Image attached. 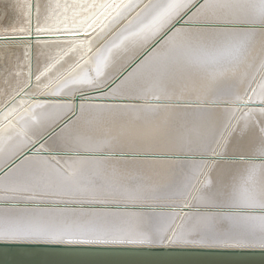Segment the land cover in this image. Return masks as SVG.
Segmentation results:
<instances>
[{"label": "snow or ice", "instance_id": "6c2138e0", "mask_svg": "<svg viewBox=\"0 0 264 264\" xmlns=\"http://www.w3.org/2000/svg\"><path fill=\"white\" fill-rule=\"evenodd\" d=\"M12 11L14 14L7 22H0V44L6 49L23 44L24 49L15 59L0 53L5 64L0 79L2 158L18 156L23 148H31L32 155L37 157L47 154L44 144L50 136L36 139L34 129L45 122L54 123L55 119L45 113L37 117L36 110L45 108L49 101L34 102L33 97L43 95L54 86L59 87L51 95H59L71 85L98 88L102 84L99 77L114 51L143 46L161 33H164L163 42H157L161 51L156 53L155 68L159 76L187 68L199 74L209 86L226 84L223 95L230 98L217 103L225 105L228 127H232L233 120H243L244 129H247L250 117L254 115L250 107L254 101L259 102V110L264 113V0H53L48 4H41L40 0H14ZM92 33L111 37L97 60L95 77L67 80L66 77L71 76L82 62L86 63L93 52V40L87 38ZM257 43L261 46L258 57L254 55ZM33 48L38 50L36 56H33ZM67 58L75 59L61 71L57 66ZM160 103L162 96L154 94L147 107L151 109ZM245 108L248 111H242ZM83 111L84 105H81ZM260 132L258 143L245 161L248 164L246 175L233 184L227 203L216 206L205 196L199 198L205 208L219 207L218 213L195 208L193 214H185L182 224L176 225V218L183 209L170 208L167 213L152 217L154 232L163 235L174 226L184 235L201 229L210 231L219 216L234 229L264 236V184L257 187L255 180L257 173L264 172V127ZM95 156L90 153L87 158ZM212 156L215 159L209 164L198 167L215 166L222 158L215 150H212ZM24 158L28 159V156ZM257 158L258 164L254 162ZM42 163L47 164V161ZM65 164L53 170L54 184L65 192L78 193L83 202L117 203L127 209L129 205L135 206L145 200L139 187H125L118 199L110 198L95 186L96 177L85 169V158ZM0 172L3 177L0 191L4 193V199L12 201L25 196L32 199L31 193L44 179L32 173H18L12 167ZM117 215L121 216L118 225L93 221L56 224L39 215L13 216L0 212V239L145 236L139 213L125 210Z\"/></svg>", "mask_w": 264, "mask_h": 264}, {"label": "bare ground", "instance_id": "6f19581e", "mask_svg": "<svg viewBox=\"0 0 264 264\" xmlns=\"http://www.w3.org/2000/svg\"><path fill=\"white\" fill-rule=\"evenodd\" d=\"M40 2L48 4L53 0H40ZM13 3L14 0H0V22H7L13 16ZM120 27H123V24ZM163 34H159L143 46L129 47L123 52L114 51L107 67L103 69V75L99 77L102 84L98 88L71 85L69 88H64L61 94L51 95L50 93L59 87L54 86L43 95H36L35 98L38 100L34 102L49 101L45 108L36 110L37 117L45 113L55 119L54 123L45 122L34 129L36 139L50 134V138L44 144V150L48 154L39 157L30 155L28 159H23L13 168L18 173H32L44 179L31 193L32 199L25 196L15 201L7 200L0 191V212H7L13 216L39 215L45 221L56 224L93 221L105 225H118L121 220L118 213L125 210L133 211L141 215L140 223L145 236L99 238L20 236L0 239V241L71 240L78 243L264 248V236L234 229L219 216L213 230L201 229L190 235L182 234L175 226L165 234L157 235L152 227L154 223L152 217L157 213H167L170 208L183 209L176 218V225L182 224L186 219L185 214H193L195 208H199L201 212L220 211L219 207L202 206L199 203L201 196L207 197L216 206L227 203L233 184L238 183L246 175L248 164L245 161L258 143L260 129L264 127V113L260 112L258 101L250 105L254 115L250 117L247 129H244L243 120L239 122L233 120L232 127H228L225 105L217 103L222 99L230 98L223 95L227 85L221 82L209 86L199 74L187 68L173 70L165 77L159 76L155 71L156 53L161 51L159 45L111 90L86 95L106 88ZM110 38V36L96 35L92 39L93 52L87 62H82L80 67L66 79L95 77L97 60ZM260 47L257 43L254 51L257 57L260 54ZM23 49V44L7 49L0 44V53L6 58L15 59V56L22 55ZM32 51L33 56L38 54L37 49L33 48ZM74 59L67 58L57 68L63 71L68 64L74 62ZM43 62L42 57L41 64ZM4 67V60L0 59V79L3 78ZM35 70L34 63L33 71ZM79 94L85 95L83 97L86 99L77 107L75 97ZM154 94L162 96V103L149 109L147 106L151 103ZM2 98L0 96V99ZM81 105H84L83 112ZM76 111V117L67 123V127L60 126ZM237 115L239 116V113ZM28 149L30 148H23L18 156L8 159L0 157V170ZM212 150L220 153L222 158L215 166L198 167L209 164L215 159ZM62 152L68 154L55 155ZM82 153H95L97 156L88 159L89 155H76ZM148 155L154 157H147ZM78 158H85V169L96 177L95 186L110 198L118 199L120 191L125 187H139L145 197L144 202L135 206L129 205L127 209L117 203L89 204L83 202L78 193L65 192L56 187L53 170L66 166V161L70 162ZM257 159L254 162L258 164L260 160ZM42 161H47V164ZM2 179L3 177L0 181ZM255 180L257 187L264 184V172L257 173ZM2 188L3 184L0 183V189Z\"/></svg>", "mask_w": 264, "mask_h": 264}, {"label": "water", "instance_id": "95a60500", "mask_svg": "<svg viewBox=\"0 0 264 264\" xmlns=\"http://www.w3.org/2000/svg\"><path fill=\"white\" fill-rule=\"evenodd\" d=\"M97 31L99 30L97 29ZM96 35V33H92L87 38L93 39ZM163 36L164 34L161 37ZM161 37L106 88L86 95L100 94L111 90L159 45L157 43L158 41L160 43L162 42ZM83 96L85 95L79 94L75 97L77 107L81 101L86 99ZM33 100L38 99L33 97ZM40 100H44V98H40ZM76 114L77 111L60 126L69 123L76 117ZM67 154L66 152H62L55 155ZM25 155H32V149H28L3 170L6 171L9 167L13 168L25 159ZM79 155L88 156L89 154L82 153ZM147 157L154 156L148 155ZM155 157L158 158L161 156ZM1 177L2 172H0ZM0 264H264V248L151 246L149 244L133 243H78L72 242L71 240L65 242L0 241Z\"/></svg>", "mask_w": 264, "mask_h": 264}]
</instances>
